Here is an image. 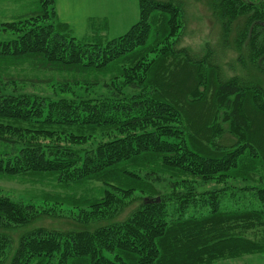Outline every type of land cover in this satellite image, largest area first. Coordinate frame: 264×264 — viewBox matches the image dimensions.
Here are the masks:
<instances>
[{"label": "trees", "instance_id": "obj_1", "mask_svg": "<svg viewBox=\"0 0 264 264\" xmlns=\"http://www.w3.org/2000/svg\"><path fill=\"white\" fill-rule=\"evenodd\" d=\"M205 1L223 36L237 31L245 68L264 75V0ZM138 3V20L109 40L76 41L55 0H32L27 16L0 24L15 34L0 41V178L38 185L48 207L0 195V222L27 225L57 207L113 218L137 202L93 229L31 230L8 264H211L264 253V86L222 80L209 50L175 48L183 8L174 0ZM46 83L105 94L18 89ZM95 135L106 139L79 148ZM209 182L219 187L203 189ZM11 243L0 234V257Z\"/></svg>", "mask_w": 264, "mask_h": 264}, {"label": "rangeland", "instance_id": "obj_2", "mask_svg": "<svg viewBox=\"0 0 264 264\" xmlns=\"http://www.w3.org/2000/svg\"><path fill=\"white\" fill-rule=\"evenodd\" d=\"M32 0H0V24L11 21L18 16H27L34 9ZM167 1V0H163ZM183 8V26L174 44L177 49H185L193 56L207 54L210 51L214 63L219 64V76L222 80L231 77L251 79L264 86V75L253 69L245 68L238 59L239 51L234 44L236 30L228 36H223L220 23L212 16L211 10L205 0H174ZM56 11L59 20L68 23L70 36L81 43L93 40H109L125 33L139 18L138 0H56ZM235 28V27H233ZM15 38V34L3 30L0 26V41H8ZM209 50V51H208ZM189 54V55H190ZM49 76V74H47ZM22 91L43 96L72 97H98L104 95L105 90L99 87H72V92L60 93L52 83L29 86L18 84ZM190 112V111H189ZM12 136V135H7ZM106 137L95 135L86 143L79 145L82 150L94 148L96 143L105 140ZM43 140V139H39ZM48 141V140H44ZM234 184L233 181L229 182ZM219 187L214 182L207 183L203 189ZM39 186H32L22 180L0 178V195L21 202L33 204L38 209L47 210L48 207L40 199L34 197L38 194ZM139 198V197H138ZM258 203L256 202V205ZM137 206V202L129 204L113 218L82 219L77 216L76 210L61 207L51 213L40 211L31 223L23 226H14L0 222V234L9 236L12 243L6 251V255L0 257L3 264H8L7 255L14 248L19 238L36 228L68 231L72 229H93L110 221H120ZM211 264H264V253L246 254L238 258L218 260Z\"/></svg>", "mask_w": 264, "mask_h": 264}, {"label": "crops", "instance_id": "obj_3", "mask_svg": "<svg viewBox=\"0 0 264 264\" xmlns=\"http://www.w3.org/2000/svg\"><path fill=\"white\" fill-rule=\"evenodd\" d=\"M55 2H56V0H55ZM57 12V11H56ZM57 16H58V19H59V14H58V12H57ZM63 22H65V21H63ZM65 23H67V22H65ZM68 24V23H67Z\"/></svg>", "mask_w": 264, "mask_h": 264}]
</instances>
